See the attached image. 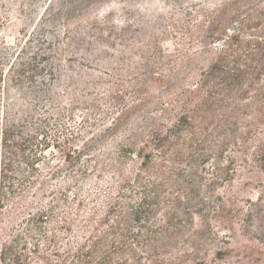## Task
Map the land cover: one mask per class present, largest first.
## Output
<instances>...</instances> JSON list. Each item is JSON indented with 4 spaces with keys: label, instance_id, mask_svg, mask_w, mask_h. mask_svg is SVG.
Segmentation results:
<instances>
[{
    "label": "trees",
    "instance_id": "obj_1",
    "mask_svg": "<svg viewBox=\"0 0 264 264\" xmlns=\"http://www.w3.org/2000/svg\"><path fill=\"white\" fill-rule=\"evenodd\" d=\"M97 1L54 0L53 5L73 18ZM152 1L156 6L157 0ZM177 8L184 18L180 30L184 27L186 32L179 47L172 55L162 51L152 55L146 62V69H153L149 77L132 78L138 81L134 91L138 103L149 101L154 86L172 90L135 122L130 117L136 106L116 98L118 106L112 108H119L120 115L102 126L99 136L124 130L109 162L105 158L99 163V172L109 177L100 183L107 190L93 198L94 204H103V214L86 217L85 225L70 219L63 226L57 224L56 231L44 232L46 216L33 212L27 199L41 186L39 174L49 172L46 153L54 149L65 159L79 160L84 152L61 146L58 133H47L46 118L40 120L44 128L36 124L35 104L29 102H38L41 95L29 87L37 70L34 63L18 62L7 72L0 71L3 83L8 76L9 98L0 121V217L7 214L12 219L0 223V264H207L199 256H207L212 241L210 218L222 221L223 244L234 239L232 221L226 216L230 209L222 204L209 210L207 201L216 188L232 182L237 160L249 168L253 161L264 175V131H259L262 137L254 135L256 125H264V0H188ZM80 23L81 19L76 24ZM203 53L209 58L198 63L195 56ZM133 61L125 73L137 70ZM49 75L53 79V73ZM21 95L31 98L20 100ZM248 140L254 145L251 161L246 158ZM69 141L63 139L64 144ZM108 148L102 146L98 153ZM209 177L213 180L203 184ZM238 197L233 196L236 203ZM214 198L222 200L221 195ZM255 201L245 200L251 208L243 220L248 224L256 219V235L247 239L251 245L219 248L216 259L235 254L245 260L237 264H264V194L258 193ZM235 209L239 215L241 209ZM196 217L202 221L198 228ZM72 225L82 236L63 244L59 235L70 234Z\"/></svg>",
    "mask_w": 264,
    "mask_h": 264
},
{
    "label": "rangeland",
    "instance_id": "obj_2",
    "mask_svg": "<svg viewBox=\"0 0 264 264\" xmlns=\"http://www.w3.org/2000/svg\"><path fill=\"white\" fill-rule=\"evenodd\" d=\"M185 2L188 0H157V5L154 6L152 0H99L80 15L66 18L64 8L57 10L59 7L53 5L54 0H0V71L4 69L7 72L8 66L12 65L14 68L18 62L34 63L37 70L29 87L39 91L41 95L38 102H29L35 104L33 116L35 115L36 124L44 128L40 120L46 118L47 133L50 136L58 133L61 146L66 147V150L74 147L78 152H84L79 160L65 159L64 155L54 149L46 153L49 172L43 170L39 174L41 186L36 189L34 197L28 196L27 199L33 204V212L41 211L46 216L44 232L56 231L57 224L63 226L70 219L79 225H85L83 220L86 217L103 214V204H94L93 198L107 190V185L100 183L109 177L107 173L99 172V163L105 158L109 162L110 154L114 153L119 141L118 135L124 127L119 129L117 135L105 138L99 136L100 129L102 126L108 127L109 121L120 115L119 108H112L117 103L116 98L119 97L123 100L122 103L130 107L136 106L130 117V121L135 122L146 111L154 108L152 104L158 98L171 92L172 89L161 90L154 86L150 91L149 101L138 103L134 92L138 81L132 78L149 77L153 74V69L149 66L146 69L148 59L161 51L172 55L173 48L179 47L178 40L186 32L184 27L180 30L183 25L181 20L184 18L177 7ZM147 5L148 10H145ZM80 19L82 23L76 24ZM85 21L89 22L87 26ZM173 24H176L175 28ZM90 25L92 27L88 28ZM196 58L201 63L209 56L203 53L196 55L195 60ZM130 61L134 62L132 68L137 70L125 73ZM51 72L53 79H50ZM154 72L160 73L161 70L154 69ZM115 73H119L120 77L115 76ZM7 77H4L3 83L0 76V121L9 99ZM80 82L84 84L81 87L78 85ZM27 96L31 98V95ZM24 98L30 100L24 95L19 96L20 100ZM261 104V112H264V99ZM245 120L251 118L245 117ZM256 126L254 135L262 137L259 131H264V125ZM64 138H69L68 144H64ZM247 144L250 145V151L246 158L251 161L249 155L254 147L253 141L248 140ZM83 146L87 149L84 150ZM102 146L109 147V150L98 153ZM50 153L55 154V157ZM250 165L249 168L237 160L232 182L216 188L217 191L207 201L209 210H217L222 204L230 209V214L227 213L226 216L232 221L235 234L234 239L229 240V245L223 244L221 241L225 237H221L220 233L224 230L220 225L222 221L213 218L207 220L211 227L209 237L212 241L206 247L207 256H199L207 264H237V260L245 261L235 254L222 256L219 260L214 253L219 248L241 249L242 245L250 246L251 242L247 239L256 235L255 217L248 224L243 222L251 208L245 200L252 198L255 201L258 193L264 194V175L260 174L259 166L254 165L253 161ZM247 170L255 172L259 178H255ZM211 180L213 177H209L203 184L206 185ZM257 180L261 181V185L257 184ZM231 194L234 197L240 196L237 203ZM217 195L222 196L221 202L214 198ZM235 207L241 209L239 215H236ZM50 210L52 214L49 213ZM198 219L196 217V228L202 224ZM11 220L7 214L0 217V223H10ZM73 225L70 234L59 235L63 237V244L69 238L73 240L82 236L75 231ZM190 228L186 225V230H191ZM76 241L81 242L80 239ZM142 263L146 264L147 261Z\"/></svg>",
    "mask_w": 264,
    "mask_h": 264
}]
</instances>
